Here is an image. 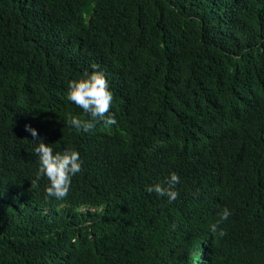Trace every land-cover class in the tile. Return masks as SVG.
Returning <instances> with one entry per match:
<instances>
[{"label": "trees", "instance_id": "16d2710c", "mask_svg": "<svg viewBox=\"0 0 264 264\" xmlns=\"http://www.w3.org/2000/svg\"><path fill=\"white\" fill-rule=\"evenodd\" d=\"M92 65L116 124L76 132ZM26 124L79 152L62 200ZM0 264H264V0H0Z\"/></svg>", "mask_w": 264, "mask_h": 264}, {"label": "clouds", "instance_id": "9594fccd", "mask_svg": "<svg viewBox=\"0 0 264 264\" xmlns=\"http://www.w3.org/2000/svg\"><path fill=\"white\" fill-rule=\"evenodd\" d=\"M96 68V65H92L91 72H85L81 77L69 80L66 85L67 99L83 112V115L69 112L65 116L67 124L76 132H91L97 122H102L106 128L116 124L115 117L109 115L113 94L104 74L95 70ZM25 130L33 137L34 153L38 157V171L35 180L31 182L32 186L39 187L38 181L45 177L48 181L44 189L46 197L64 199L69 193L72 177L81 171L79 152L71 148L54 152L50 144L42 142L33 127L26 124ZM179 181V176L172 172L164 182L146 186V191L159 197H167L171 202L179 195L175 190ZM230 215V210L224 208L220 213L219 222L227 220ZM210 231L221 237L226 235L223 230L218 229L216 223L210 225Z\"/></svg>", "mask_w": 264, "mask_h": 264}, {"label": "rangeland", "instance_id": "374dc122", "mask_svg": "<svg viewBox=\"0 0 264 264\" xmlns=\"http://www.w3.org/2000/svg\"><path fill=\"white\" fill-rule=\"evenodd\" d=\"M197 252H198V253H200V251H199V250H198V251H196V253H197Z\"/></svg>", "mask_w": 264, "mask_h": 264}]
</instances>
